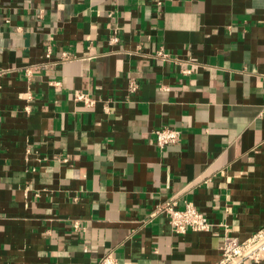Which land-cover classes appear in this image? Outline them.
I'll use <instances>...</instances> for the list:
<instances>
[{"label":"crops","instance_id":"0c3cea01","mask_svg":"<svg viewBox=\"0 0 264 264\" xmlns=\"http://www.w3.org/2000/svg\"><path fill=\"white\" fill-rule=\"evenodd\" d=\"M169 199L215 226L150 218ZM262 225L264 0H0V264H215Z\"/></svg>","mask_w":264,"mask_h":264},{"label":"built area","instance_id":"2783aa9c","mask_svg":"<svg viewBox=\"0 0 264 264\" xmlns=\"http://www.w3.org/2000/svg\"><path fill=\"white\" fill-rule=\"evenodd\" d=\"M160 4L161 1H158ZM40 14H43L42 11ZM119 40L118 35H112L110 38L111 43H115ZM52 50L49 46L46 52L47 56H51ZM157 57L170 60L173 59L171 54L160 49L156 53ZM72 55L69 51H62L60 55L61 61L71 59ZM181 62H188L176 57ZM193 71L192 67L182 68V72L190 74ZM24 75L30 79L32 75V68H26ZM140 87L138 79L134 76L128 77L127 92L129 95L135 94ZM27 100L32 101L33 95L30 91L26 92ZM76 101H82L87 106H95L97 100L95 97L82 90H76L73 94ZM106 107V106H105ZM24 110L26 112L31 111V107L28 104L25 105ZM181 129L172 128L168 126L156 128L153 130L154 140L156 145L165 150L169 145L177 143L181 139ZM63 162H68V157L62 159ZM165 215L168 218L174 231L177 233H186L189 230L193 231H211L215 226L214 223L200 211L193 202H186L183 207L179 206V203L175 199H169L159 205L150 213V218ZM72 228L75 232L84 231L85 226L80 219H74L72 221ZM224 245L222 248L221 259L215 264H250L253 262H259L264 253V225L256 229L251 235L245 239H240L237 236L225 233L223 236ZM97 264H119L117 259L111 254L106 253L103 255Z\"/></svg>","mask_w":264,"mask_h":264}]
</instances>
